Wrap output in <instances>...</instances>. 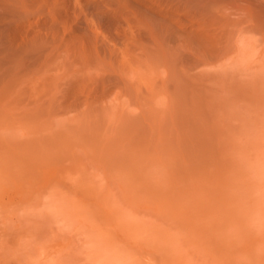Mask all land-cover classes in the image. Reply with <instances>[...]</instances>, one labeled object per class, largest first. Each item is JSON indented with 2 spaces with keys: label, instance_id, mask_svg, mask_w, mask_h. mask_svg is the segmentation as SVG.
Instances as JSON below:
<instances>
[{
  "label": "rangeland",
  "instance_id": "1",
  "mask_svg": "<svg viewBox=\"0 0 264 264\" xmlns=\"http://www.w3.org/2000/svg\"><path fill=\"white\" fill-rule=\"evenodd\" d=\"M25 1L29 46L0 32V264H264V27L210 63L134 0Z\"/></svg>",
  "mask_w": 264,
  "mask_h": 264
},
{
  "label": "bare ground",
  "instance_id": "2",
  "mask_svg": "<svg viewBox=\"0 0 264 264\" xmlns=\"http://www.w3.org/2000/svg\"><path fill=\"white\" fill-rule=\"evenodd\" d=\"M109 1L114 2L115 5H119V3L121 4V2H122V0H109ZM109 1H108V3H109ZM211 1H213V0H211ZM211 1H209V0H134V2H133L134 4L133 3H131V4L136 5V6H132V5L131 6L136 7L137 9L139 8L138 10L141 13H143V15L149 20V22L158 28L157 31L159 30L158 32L160 34L162 33L164 35L163 37L166 40H164L162 37L160 38L161 40L163 39V41L165 42V44H162L163 41L162 42L160 41V45L162 46V48H164L165 46L166 47L168 46L167 45L168 42L166 43V41H169L172 43H174L173 41H176V42L181 44V45L179 44L180 45L179 47L177 44H175V45H177V48L182 51V52L180 51L181 53L179 54V55H181V57H182V54H185L188 56L190 55V57L193 56L194 58H196L195 56H197V58L202 56V57H200V59L204 58V60H206L205 58H207V61L210 60V63H211L212 60H215V62H216L222 58L229 56L234 51L237 52L238 54L241 53V50L239 47H237L236 50H234V45H233L234 37H236V36L241 37L242 34L246 33V32H251V31L256 32V30L258 32L261 29L259 28V30H258L256 28L261 27V26L264 27V2H263L264 0H250V2L254 1L257 3V7H258L257 9H260V15L263 16L262 19H260L261 18L260 15H258V16H260V18L256 17L258 20L256 25H253L254 24L253 21H252L251 25H247L248 21H246V20L248 18L246 20L242 19V18H237V17L234 18V17H232L231 14L225 15V13H222V15H218L216 13L217 11L215 12L216 9H214V11L212 12V13H216L215 15H213L210 12V7L212 6ZM244 1L248 2L249 0H244ZM28 3L25 0H4L3 3L0 4L1 5L0 6V23H1V25H0L1 31L0 32H2V31L4 33L9 32L10 34H12V36L19 35V37H20V35H21V39H23V42L26 43V41H28L27 40L28 39L27 26L30 25V27H31V25H32V28H34L33 26L35 25L33 23L35 19L32 20V24H31V21L27 20L25 18V16L23 15V14H26L25 4H27L26 6H28ZM132 9H134V8H132ZM115 12H117V9ZM108 13H109V10H108ZM111 14H113L112 17L116 16L117 20L119 19L118 15H116V13L114 14L112 12ZM122 15L123 14L120 15V18H123ZM175 15L178 17L177 22L179 25V29H176V30L174 28L176 26L175 24L177 23ZM26 16H28V14H26ZM249 20H250V18H249ZM259 20H260V22H259ZM58 21H59V19H58ZM186 21H187V23H185ZM55 22H56V20L54 21V23ZM54 23H53V25H54ZM150 32H151V38H153V39L157 38L158 32H155L154 29H151ZM9 33H6V34L8 35ZM262 35L264 38V33ZM34 37L36 38V36H34ZM38 37L39 36H37V38ZM35 38H33V39H35ZM10 39L12 40V38H10ZM23 42H20V43H23ZM29 42H30V40L27 43L29 44ZM238 42H239V40L235 41V44L238 45ZM25 43H23V44H25ZM27 43H26V45H28ZM172 43L169 45H172ZM241 43H242V41H241ZM30 45H31V43H30ZM37 45H39V44H37ZM19 46L21 47V45H19ZM3 47L5 48L6 46H3ZM173 47H172V49H175V47L174 48ZM7 48L8 47H6V49ZM23 49H25V48H23ZM178 49H176V50H178ZM8 50L9 51L12 50L11 45L9 46ZM171 51H173V50H171ZM19 52H21V51H19ZM26 52H27V50H26ZM2 53L5 54V52H2ZM11 53L12 52L6 53L8 55L7 58L10 57ZM22 53H24V52H22ZM173 53H175V52H173ZM28 56L29 55H27L26 57H28ZM185 57H187V56H185ZM208 58H211L212 60L208 59ZM8 67H9V65H8Z\"/></svg>",
  "mask_w": 264,
  "mask_h": 264
}]
</instances>
